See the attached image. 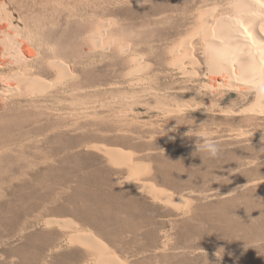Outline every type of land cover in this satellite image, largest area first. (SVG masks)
<instances>
[{
    "label": "rangeland",
    "instance_id": "1",
    "mask_svg": "<svg viewBox=\"0 0 264 264\" xmlns=\"http://www.w3.org/2000/svg\"><path fill=\"white\" fill-rule=\"evenodd\" d=\"M45 1L46 32L64 47L73 45L63 53L80 43L81 50L65 56L82 62L78 106H94L95 117L81 119L77 130L59 128L56 137L58 132L33 133L24 112L1 111L0 264H90L94 253L71 242L75 229L68 224L93 230L129 264H264V115L225 112L239 111L253 94L235 106L236 92L224 95L225 89L205 78L215 86L195 89L193 77L173 66L177 59L191 68L185 45L178 55L171 51L183 40L202 47L194 34L201 26L196 7L216 6L221 14L232 8L228 0ZM27 4L38 14V0ZM54 8L63 11L53 37ZM91 20L112 25L108 43L114 51L107 56L102 47L91 52L89 41L83 43ZM127 45L143 58L127 63L121 53ZM193 101L205 105L176 110ZM177 112L183 113L181 124L192 126L178 124ZM190 127L218 142L217 158L193 155L196 137L185 135ZM95 144L132 152L136 162L151 167L140 180L193 204L182 209L133 179L124 182L130 168L115 164ZM48 218L59 222L47 224Z\"/></svg>",
    "mask_w": 264,
    "mask_h": 264
},
{
    "label": "bare ground",
    "instance_id": "2",
    "mask_svg": "<svg viewBox=\"0 0 264 264\" xmlns=\"http://www.w3.org/2000/svg\"><path fill=\"white\" fill-rule=\"evenodd\" d=\"M227 4L232 8L221 14L216 13V6L196 7L198 22L201 23V26L194 34L201 39L202 47L195 45V42H191V40L190 42L183 40L171 51L178 55L179 46L185 45L187 47L186 54L191 59V68L177 59L173 66L177 73L190 74L193 77L192 85L195 89L199 85L209 89L215 86L212 83H207L206 80H201L205 78L225 89L224 95L236 92L239 98L233 101L235 106L240 99L247 101L253 94V100L239 111L231 108L226 109L225 112L260 114L262 116L264 115V99H261L257 92L264 90V0H228ZM38 6V14L35 15L32 6L26 5V0H0V113L1 111L4 114L15 111L24 112L28 115L24 117L28 120H25L35 127L29 128L33 130V133L39 132L37 134H40L42 131H49L55 134L58 132L57 137L61 132L59 129L61 127L77 130L80 128L81 119L84 121L94 119L95 115L91 113L94 106L88 104L84 107L78 106L82 102L79 97V92L82 91L81 83H79L81 82L79 65L82 62L78 60V57L73 60L72 57H70L71 59L69 56L66 57L68 52L63 53L64 50L70 51L68 48H73L71 47L73 45L67 46L68 48L64 47L68 45L67 42H64L66 45L62 44L61 39L57 40V35L54 39V35L58 34L55 23L57 20L59 23L63 10L60 11L56 7L50 12V22H55V25L52 23L50 26H56L54 29L57 32L51 33L54 37L51 38L52 35L46 32L47 25H49L46 11L47 2L38 0ZM68 13V16L73 14ZM67 19L74 20L76 17ZM59 26L61 25L59 24ZM59 26L58 28L61 29ZM112 33L114 32L109 20H91L87 29V39L85 38L86 41L83 43L89 41L91 52L95 45L102 47L106 53L103 54L107 56L111 50L114 51L110 46L112 43H108V38ZM62 40L65 41L63 37ZM77 44L79 48L80 43ZM78 48L75 47L71 50L76 53L79 51ZM75 49L76 51H74ZM73 52L68 54L72 55ZM122 52L127 55L125 58L127 63L135 59L140 61L143 58L142 55L135 53V50L133 51L129 45L121 47ZM74 55L77 54H73V57ZM202 62L205 64L206 71L201 69ZM201 90L199 91L201 92ZM65 95H69L67 98L70 99L67 100ZM65 100L67 101L65 102ZM90 101L87 100L86 103L90 104ZM66 104H68V110L64 109ZM197 104L195 105L194 101L177 104L176 110L198 109L205 105L203 103L199 105L198 102ZM171 110L173 111V109ZM65 120H68L67 123H64ZM32 130L30 131L32 132ZM26 131L28 132V130ZM29 132L27 134H33ZM93 147L111 156L115 164L126 165L130 168L131 176L122 178L124 182L133 179L140 189L147 190L155 197L182 209H187L193 204L192 200L162 189L151 181L140 180V175L150 173L151 167L146 163L136 162L132 152H124L116 146L109 145L95 144ZM55 219L48 218L46 223H58L59 220ZM68 226L75 229V233L71 234L69 238L71 242L81 243L94 253L95 256L90 264H129L93 230L78 228L73 224H68Z\"/></svg>",
    "mask_w": 264,
    "mask_h": 264
},
{
    "label": "clouds",
    "instance_id": "3",
    "mask_svg": "<svg viewBox=\"0 0 264 264\" xmlns=\"http://www.w3.org/2000/svg\"><path fill=\"white\" fill-rule=\"evenodd\" d=\"M257 95L261 98L264 99V90H259L257 92ZM183 116L182 112H177L176 113V118H174L178 124L180 125H189L187 122L184 124L180 123V117ZM186 136L188 137H196V142H195V152L193 155L199 153L200 157L203 159V155L206 154L209 158H217L219 153L221 152V148L218 144V142L212 138L207 132L199 130V129H194L193 127H190L189 131L185 133ZM223 253L220 252V250L216 253L217 257L222 258Z\"/></svg>",
    "mask_w": 264,
    "mask_h": 264
}]
</instances>
